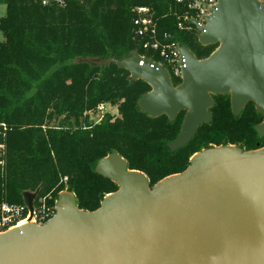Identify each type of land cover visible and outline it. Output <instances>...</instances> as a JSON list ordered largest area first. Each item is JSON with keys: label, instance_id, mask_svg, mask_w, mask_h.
Listing matches in <instances>:
<instances>
[{"label": "trees", "instance_id": "16d2710c", "mask_svg": "<svg viewBox=\"0 0 264 264\" xmlns=\"http://www.w3.org/2000/svg\"><path fill=\"white\" fill-rule=\"evenodd\" d=\"M0 5L5 6L0 18V125L5 129H0V203L23 204V193L38 190L37 198L52 208L66 190L78 210L92 213L118 190L95 171L110 155L123 159L128 171L144 175L152 188L184 173L202 150L264 148V137L255 130L264 115L252 102L235 115L228 99L211 96L209 123L175 151L169 144L180 133L182 112L171 121L139 109L151 88L132 81L116 63L133 55L161 65L165 61L159 51L144 50L134 39L135 7L153 12L160 42L169 35L197 61L217 49L200 45L195 32L177 28L171 0H50L47 5L0 0ZM168 73L173 88L178 87L181 80ZM106 103L117 107L119 117L111 121L105 115L99 125H88L83 115ZM59 118L58 126H50Z\"/></svg>", "mask_w": 264, "mask_h": 264}, {"label": "water", "instance_id": "95a60500", "mask_svg": "<svg viewBox=\"0 0 264 264\" xmlns=\"http://www.w3.org/2000/svg\"><path fill=\"white\" fill-rule=\"evenodd\" d=\"M198 30L200 45L218 48L197 61L181 46L176 88L163 67L146 59L133 55L116 63L151 88L139 101L142 112L174 120L186 111L169 144L173 151L209 123L213 95L229 94L235 115L250 102L264 115V3L219 0ZM255 130L264 137V120ZM95 171L124 189L92 213L74 210L68 197L59 196L55 216L44 226L0 237V264H264V148L209 149L153 193L139 177L125 176L126 163L117 155ZM37 194L22 195L30 214Z\"/></svg>", "mask_w": 264, "mask_h": 264}, {"label": "built area", "instance_id": "2783aa9c", "mask_svg": "<svg viewBox=\"0 0 264 264\" xmlns=\"http://www.w3.org/2000/svg\"><path fill=\"white\" fill-rule=\"evenodd\" d=\"M50 0H41L42 5H47ZM176 6L175 12L177 20V28L182 30L185 28L188 31H193L197 34V41L199 36L198 28H203L206 25V19L210 15V11L215 8L219 0H171ZM264 3V0H256ZM134 18L133 37L142 43L144 50L159 51L160 56L163 57L165 64H157L163 67L167 72L171 71L174 77L181 80L183 57L181 56V45L170 42L169 35H163L162 42L158 39L157 24L154 19L153 12L147 7H135L133 9ZM199 43V41H198ZM142 58V57H139ZM144 59V58H143ZM149 61V60H148ZM151 62V61H150ZM154 63V62H152ZM156 64V63H155ZM106 112V105L100 104L94 110V113L99 116V119L94 124L97 125L101 121ZM93 115V111L87 113L89 118ZM91 125H94L90 122ZM3 128L0 125V129ZM5 131V129L3 128ZM3 136V131L0 132ZM4 150V146L0 144V151ZM56 210L54 206L47 208L44 199L35 198L32 203V214L25 204H9L0 203V234L8 232L11 228L15 227L21 222H25L35 227H42L55 216Z\"/></svg>", "mask_w": 264, "mask_h": 264}, {"label": "rangeland", "instance_id": "374dc122", "mask_svg": "<svg viewBox=\"0 0 264 264\" xmlns=\"http://www.w3.org/2000/svg\"><path fill=\"white\" fill-rule=\"evenodd\" d=\"M5 15V6L4 5H0V18H2L3 16ZM181 31H184V32H190V31H188V30H186L185 28H182V30ZM190 33H194V32H190ZM4 39H3V36H2V34H1V32H0V42H2ZM198 42V41H197ZM213 47H215V45L213 46ZM217 48H218V46H217ZM190 52H192V51H190ZM144 55V54H143ZM153 56L154 55H150L148 58L149 59H153ZM194 56V55H193ZM154 61L155 60H157V62L160 60H158V59H153ZM172 85V84H171ZM173 86V85H172ZM151 90V89H150ZM215 96H218V95H215ZM220 96H223V97H225V99H228L229 100V102H230V95L229 94H226V95H220ZM212 98V97H211ZM213 99H212V105H213ZM254 104V103H253ZM106 105V112H105V114L103 115V117H102V119H101V121L103 120V118H104V116L105 115H110V116H112L113 118H111L112 120L111 121H114V119H116L117 117H119L118 116V111H117V107H115V106H112V105H110V104H108V103H106L105 104ZM254 107H255V105H254ZM92 111V110H91ZM90 111V112H91ZM89 113V112H88ZM182 114H183V120H184V117H185V115H186V111H182ZM83 118H87V122H88V125H91L90 124V122L91 123H95V122H97L98 121V119H99V116L97 115V114H95L94 113V111H93V115H90L89 116V118L87 117V113H85L84 115H83ZM263 120H264V118H263ZM101 121L99 122V124L101 123ZM172 121V120H171ZM61 122V118H59L58 120H55V121H52L51 123H50V126H58V124ZM183 123V122H182ZM99 124H97V125H99ZM83 126V125H82ZM95 126V124L94 125H91V127H94ZM83 128H84V126H83ZM5 132V131H4ZM2 138H3V136H2ZM226 147V148H225ZM225 147H218V148H212V149H210L211 151H215V150H218V151H221V150H223V149H237V148H235V147H232V146H225ZM209 152V150H202V151H200L199 153H197V154H195V155H202L203 153H208ZM195 155L191 158V160H190V165H191V162H193V160L195 159ZM198 155V156H199ZM142 175V174H141ZM143 177H144V175H142ZM144 179L146 180V182H147V184H148V181H147V179L144 177ZM62 183H64V185H66V180L64 179L63 180V182ZM159 184H157L156 186H154V187H152V188H150L149 187V184H148V188H149V191L151 192V193H153L154 192V190L156 189V187L158 186ZM117 186V185H116ZM118 187V186H117ZM117 189H119V187L117 188ZM118 191V190H117ZM62 194H70L72 197H73V200H74V202H75V199H74V196L71 194V193H68L66 190H64L62 193H60L58 196H57V198L55 199V203H54V210H56V207H57V203H58V197L59 196H61ZM109 195H111V194H109ZM108 196V195H107ZM106 196V197H107ZM105 199V198H104ZM103 199V200H104ZM103 202V201H102ZM102 202L100 203V208H101V204H102Z\"/></svg>", "mask_w": 264, "mask_h": 264}, {"label": "bare ground", "instance_id": "6f19581e", "mask_svg": "<svg viewBox=\"0 0 264 264\" xmlns=\"http://www.w3.org/2000/svg\"><path fill=\"white\" fill-rule=\"evenodd\" d=\"M198 155H199V154H198ZM198 155H195V159L198 157ZM195 159H194V160H195ZM194 160H193L192 164L194 163ZM124 174H125V176H137V177H139V179L141 180V182L146 186V180L144 179V177H143L141 174H139V173H135V172H128V171H125ZM173 178H174V177H173ZM171 179H172V178H171ZM118 185H119V189H120V191L123 190L124 187H125L123 184H118ZM118 193H119V192H118ZM61 196H66V197H68L69 200H70V206H71L74 210H76V207H75V204H74L73 197H72L70 194H62ZM111 197H112V195H108V196L104 199L103 203L101 204V209H100V210L104 209L106 201H108V199H110ZM77 213H78V214H82V213H80V211H77ZM27 225H29V224H27V223H25V222H21V223H19L18 225H16L15 227L11 228L8 232H6V233H4V234H0V237L4 236V235H6V234H11V233H14V232H16V231H19L20 229H22L23 227H25V226H27Z\"/></svg>", "mask_w": 264, "mask_h": 264}]
</instances>
